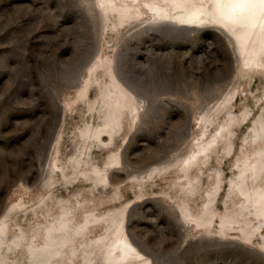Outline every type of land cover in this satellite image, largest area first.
<instances>
[{
    "label": "rangeland",
    "instance_id": "374dc122",
    "mask_svg": "<svg viewBox=\"0 0 264 264\" xmlns=\"http://www.w3.org/2000/svg\"><path fill=\"white\" fill-rule=\"evenodd\" d=\"M214 1L0 0V264H264V53Z\"/></svg>",
    "mask_w": 264,
    "mask_h": 264
},
{
    "label": "bare ground",
    "instance_id": "6f19581e",
    "mask_svg": "<svg viewBox=\"0 0 264 264\" xmlns=\"http://www.w3.org/2000/svg\"><path fill=\"white\" fill-rule=\"evenodd\" d=\"M104 4L105 2L103 1L102 5ZM197 10L198 9L193 12ZM214 10L215 15L218 16V18L225 25L227 32L226 35L235 44L236 53L240 57L246 59L249 52H253L254 55L264 53V0H215ZM255 44H257L256 48L253 47ZM114 75L118 82L124 86L125 90L128 93L133 94L121 80L116 68L114 70ZM84 81L85 84L83 88L87 91L90 89L92 82L90 79H85ZM100 133V135L104 134V136H108L111 139L113 135V127L106 126L101 128ZM217 134L222 136L223 132L220 129L217 130V133L215 134L216 138H214V140L208 144L206 148H202L199 151L201 156L207 153V151L215 145L214 143L218 138ZM59 137L60 135L57 133L51 140V144L49 143L51 153L52 149L56 148ZM124 242L128 250L125 248L124 251L126 254L121 256L119 264H130L131 261H134L137 258L134 255L137 253V250L131 241L126 239Z\"/></svg>",
    "mask_w": 264,
    "mask_h": 264
},
{
    "label": "water",
    "instance_id": "95a60500",
    "mask_svg": "<svg viewBox=\"0 0 264 264\" xmlns=\"http://www.w3.org/2000/svg\"><path fill=\"white\" fill-rule=\"evenodd\" d=\"M53 99H54V101L56 102V105L58 106V107H61V103H60V100L58 99V97H56V96H53ZM191 122H192V119H191V115L189 114L188 115V121H187V125H186V127H185V129H184V133H185V138H187L188 136H189V134H190V124H191ZM59 127H60V121L57 123V125H56V130H55V132H54V135H53V137L58 133V129H59Z\"/></svg>",
    "mask_w": 264,
    "mask_h": 264
}]
</instances>
